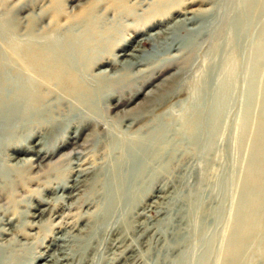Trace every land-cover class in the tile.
<instances>
[{"label":"rangeland","instance_id":"obj_1","mask_svg":"<svg viewBox=\"0 0 264 264\" xmlns=\"http://www.w3.org/2000/svg\"><path fill=\"white\" fill-rule=\"evenodd\" d=\"M0 39L10 59L0 65V103L25 110L0 124L5 264L226 263L257 160L264 0H0ZM50 68L58 74L48 77ZM220 95L223 114L214 113ZM141 148L146 167L134 174L129 156ZM78 161L87 174L63 190ZM241 264H264V219Z\"/></svg>","mask_w":264,"mask_h":264},{"label":"bare ground","instance_id":"obj_2","mask_svg":"<svg viewBox=\"0 0 264 264\" xmlns=\"http://www.w3.org/2000/svg\"><path fill=\"white\" fill-rule=\"evenodd\" d=\"M251 5V4H250ZM250 10V9H249ZM94 18V17H93ZM92 18V19H93ZM3 24V23H2ZM78 24V23H77ZM200 24V23H199ZM6 25V24H5ZM3 26V25H2ZM7 26V25H6ZM77 26V25H76ZM75 26V27H76ZM206 26V25H205ZM79 26H77L76 27V30H77V28H78ZM81 27V26H80ZM2 29V28H1ZM4 29V28H3ZM5 30H6V28H5ZM8 30V29H7ZM6 30V31H7ZM78 30H81V29H78ZM77 30V33L79 32ZM66 31V30H65ZM33 32V31H32ZM73 32V31H72ZM81 32V31H80ZM1 33L3 34V33H5V31L4 32H2V30H1ZM52 33V32H51ZM54 33H55V31H54ZM74 33V32H73ZM100 33V32H99ZM263 33V32H262ZM1 34V35H2ZM29 34H30V32H29ZM33 34V33H32ZM55 35V34H54ZM77 35H79V34H77ZM32 36V37H31ZM31 36H29V38L31 39V38H33V35H31ZM42 37V36H41ZM51 37V36H50ZM49 37V38H50ZM53 37H55V36H53L52 35V38ZM2 38H3V36H2ZM1 38V39H2ZM15 38V37H14ZM17 38V37H16ZM34 38H36V37H34ZM39 38V37H38ZM47 38H48V36H47ZM46 38V39H47ZM48 38V39H49ZM57 38V37H56ZM81 38V37H80ZM91 38V37H90ZM0 39V40H1ZM37 39V38H36ZM36 39H34V40H36ZM78 38H76V40H77ZM38 40V39H37ZM43 40V39H42ZM52 41V39L50 38L48 41L49 42H51ZM60 40V39H59ZM62 40V39H61ZM60 40V41H61ZM82 40V39H81ZM3 41V40H2ZM17 41V40H16ZM54 41V40H53ZM72 41V40H71ZM18 42V41H17ZM23 42V41H22ZM21 42V43H22ZM25 42V41H24ZM27 42V41H26ZM26 42L25 43H23V44H26ZM29 42V41H28ZM30 42H32L31 40H30ZM29 42V44H32V43H30ZM59 42V41H58ZM0 43H2V42H0ZM14 43H15V41H14ZM35 43V42H34ZM37 43V42H36ZM57 43V42H56ZM60 43V42H59ZM75 43V42H74ZM77 43V42H76ZM22 44V45H23ZM52 44V43H51ZM263 44V43H262ZM0 45H2V47H3V44H0ZM4 45H5V43H4ZM35 45V44H34ZM33 45V48L35 47ZM42 45V44H41ZM53 45V44H52ZM56 45V44H55ZM71 45V44H70ZM76 45H78V43L76 44ZM16 46H17V44H15V49H17L16 48ZM72 46H73V44H72ZM81 46V45H80ZM7 47V46H6ZM12 47H13V49H14V45L13 46H11V49H10V51H12ZM28 47H29V45H28ZM30 47H31V45H30ZM54 47V45L52 46V48L50 47L49 49H52L53 50V53L54 54H57L56 53V50L53 48ZM56 48H59V47H57V46H55ZM67 47H68V45H67ZM25 48V47H24ZM32 48V47H31ZM31 48H30V50H31ZM60 48H62V47H60ZM74 48H75V46H74ZM260 48V47H259ZM258 48V49H259ZM7 49H8V47H7ZM38 49V48H37ZM45 49V48H44ZM48 49V50H49ZM63 49V48H62ZM65 49V48H64ZM67 49H69V48H66V50ZM71 50H73V48H70ZM81 49V48H80ZM2 50V48L0 49V51ZM21 50V51H20ZM23 50H25V49H23ZM39 50V49H38ZM37 50V51H38ZM55 50V51H54ZM17 51H20V52H22V49L20 48V46H18V50ZM16 51V52H17ZM27 51V50H26ZM34 51V50H33ZM44 51V50H43ZM58 51V50H57ZM64 51V50H63ZM68 51V50H67ZM74 51V50H73ZM81 51V50H80ZM2 52H4V51H2ZM1 52V53H2ZM15 52V51H14ZM28 52H31V51H29L28 50ZM42 52V51H41ZM48 52V51H47ZM69 53H71L70 52V50L68 51ZM19 52H17V54H18ZM23 53V52H22ZM21 53V54H22ZM25 53H27V52H25ZM32 53V52H31ZM37 53V52H36ZM49 53L51 54V51H49ZM59 53H60V50H59ZM64 53V52H63ZM62 53V54H63ZM261 53V52H260ZM13 54V53H12ZM24 54V53H23ZM33 54H35V53H33ZM32 54V55H33ZM43 54V53H42ZM64 54H66V52L64 53ZM134 53H132V55H133ZM257 54V53H256ZM255 54V55H256ZM6 55V54H5ZM4 55V56H5ZM25 55V54H24ZM31 55V54H30ZM67 55V54H66ZM81 55V54H80ZM131 55V56H132ZM261 54H259V56H260ZM3 56V55H2ZM7 56V55H6ZM21 56V55H20ZM37 56V55H36ZM39 57H40V55H38ZM62 56V55H61ZM0 57H1V55H0ZM24 57H27V54L24 56ZM24 57H23V59H24ZM30 57V56H29ZM29 57H27V58H29ZM32 57V56H31ZM41 57H42V55H41ZM67 57H69V55L67 56ZM124 57H125V55H124ZM133 57H135V55L133 56ZM8 58V57H7ZM6 58V59H7ZM13 58V57H12ZM15 58V57H14ZM33 58V57H32ZM32 58H29V62L31 63V61L33 60ZM45 58H47L45 55H44V59ZM49 58V57H48ZM72 58V55H70V58L69 59H71ZM137 58V57H136ZM5 59V60H6ZM32 59V60H31ZM50 59V58H49ZM49 59H47V60H49ZM55 59H57L56 57H55ZM73 59V58H72ZM78 59V58H77ZM135 59V58H134ZM255 59V58H254ZM261 58H259L258 59V57H257V59H255L256 60V64L258 63V60H260ZM1 60H2V57H1ZM5 60H2V61H0V63L1 62H3V64H4V62H5ZM8 60L10 61V59L8 58L7 59V62H6V65H7V63H8ZM16 60V59H15ZM31 60V61H30ZM137 60V59H136ZM37 60L35 59V61L34 62H36ZM40 61V60H39ZM58 61V60H57ZM74 61V60H73ZM78 61V60H77ZM254 61V60H253ZM13 62V61H12ZM19 62V61H18ZM17 62V63H18ZM24 62H26V66H27V62H28V60L26 61V59L24 60ZM34 62H32L33 63V66L35 67V65H36V63H34ZM38 62V61H37ZM42 62H44V61H41V63ZM48 62H50V61H48ZM54 62H56V61H54ZM59 62V61H58ZM140 62V61H139ZM40 63V64H41ZM46 63V62H45ZM51 63V62H50ZM73 63V62H72ZM101 63V62H100ZM135 63H136V61H135ZM8 64H10V63H8ZM15 64V63H14ZM24 64V63H23ZM22 64V65H23ZM29 64V63H28ZM35 64V65H34ZM40 64H38V66H39V68L42 66V65H40ZM44 64V63H43ZM57 64V63H56ZM55 64V65H56ZM0 65H2V63L0 64ZM16 65V64H15ZM31 65V64H30ZM45 65V64H44ZM47 65L49 66V64L47 63ZM51 66H52V63L50 64ZM58 65H59V63H58ZM57 65V67H59ZM137 65V64H136ZM5 65H3V67H4ZM11 67H12V65H10ZM14 66V65H13ZM25 66V65H24ZM54 66V65H53ZM129 66V65H128ZM133 66V65H132ZM259 66V65H258ZM8 67V66H7ZM16 67V66H15ZM31 67V66H30ZM43 67V66H42ZM47 67V66H46ZM56 67V66H55ZM48 69H49V67H47ZM1 69V68H0ZM4 69V68H3ZM28 69V68H27ZM41 69H43V68H41ZM45 69V68H44ZM44 69H43V71L42 72H44ZM48 69H46V70H48ZM57 69H59V68H57ZM257 69H258V67H257ZM6 70H8V69H6ZM6 70H2L3 72V74H4V71H6ZM20 70H23V69H20ZM56 70V69H55ZM69 70V69H68ZM101 70V69H100ZM250 70V69H249ZM9 71V70H8ZM7 71V73H9L10 74V71L8 72ZM16 71V70H15ZM24 71V70H23ZM29 71H30V68H29ZM50 71H51V68H50V70H49V76L48 77H50V76H52V75H55V74H58V73H55V74H52L51 73V75H50ZM251 71V70H250ZM253 71H254V69H253ZM260 71V70H259ZM19 72V71H18ZM25 72V71H24ZM24 72H23V74H24ZM52 72H54V71H52ZM55 72H58V71H55ZM81 72V71H80ZM1 73V74H2ZM25 73H28L27 71L25 72ZM41 73V72H40ZM46 73H48V71L46 72ZM2 74V75H3ZM16 74V73H15ZM33 74V73H32ZM2 75H1V79H2ZM22 75V74H21ZM25 75V74H24ZM31 75V74H30ZM29 75V76H30ZM254 75H258V74H254ZM11 76V78H13L12 77V75H10ZM41 76H42V74H41ZM45 76V79H46V81H47V74L46 75H44ZM108 76V75H107ZM249 76H250V74H249ZM251 77V76H250ZM253 77H256V76H253ZM261 77V76H260ZM15 78V80H16V76L14 77ZM29 78V80L31 79L30 77H28ZM55 78V77H54ZM53 78V79H54ZM60 78V77H59ZM51 79V78H50ZM57 79V78H56ZM72 79V78H71ZM88 79V78H87ZM246 79V78H245ZM257 79V78H256ZM33 80V79H32ZM0 81H2V80H0ZM38 81V80H37ZM94 81V80H93ZM96 81V80H95ZM251 81V79H248L247 81L245 80V83H248L249 84V82ZM5 82V84H7V81H4ZM10 82V81H9ZM12 82H13V80H12ZM15 82V81H14ZM19 82V81H18ZM17 81L15 82L16 84L18 83ZM28 82H30V81H28ZM32 82H34V80L32 81ZM42 82V81H41ZM254 82V81H253ZM1 83V82H0ZM11 83V82H10ZM37 83V82H36ZM2 84H3V82H2ZM30 84V83H29ZM70 84V83H69ZM22 84H20V82H19V86H21ZM32 85V84H31ZM34 85H36V84H34ZM76 85V84H75ZM86 85V84H85ZM2 86V85H1ZM11 87L13 86V85H10ZM221 86V85H220ZM14 87V86H13ZM25 87V86H24ZM27 87V86H26ZM73 87V86H72ZM223 87V86H222ZM252 87V86H251ZM0 88H3V87H0ZM15 88V87H14ZM32 88H33V85H32ZM31 88V89H32ZM76 88V87H75ZM258 88V87H257ZM12 89V88H11ZM10 89V90H11ZM27 90H28V88H26ZM31 89H29V90H31ZM227 89V88H226ZM3 90V89H2ZM22 90H25V88L23 89L22 88ZM28 90V91H29ZM72 90V89H71ZM260 90V89H259ZM16 91H17V89H16ZM73 91V90H72ZM99 91V90H98ZM24 92V91H23ZM27 92V91H26ZM31 92V91H30ZM221 92V91H220ZM223 92H226V90L225 89H223ZM1 93H4V91L3 92H1ZM6 93V92H5ZM15 93V92H14ZM32 93V92H31ZM58 93V92H57ZM218 93V92H217ZM27 94H29V93H27ZM81 94V93H80ZM87 94V93H86ZM219 94V93H218ZM261 94V93H260ZM23 95V94H22ZM30 95V94H29ZM54 95V94H53ZM95 95V94H94ZM225 96H227V93H225L224 94ZM224 95H222V96H224ZM261 95H264V92L261 94ZM260 95V96H261ZM20 96H21V94L18 92V93H15L14 94V98H15V100L16 99H20ZM83 96V95H82ZM211 96V95H210ZM209 96V97H210ZM221 95L220 96H217V98H215V111H214V113L217 111L216 109H218L219 110V112H221L222 114H223V109H222V101H223V98L224 97H222ZM0 97H1V95H0ZM3 98H5V97H3ZM7 98V97H6ZM5 98V99H6ZM10 98V97H9ZM57 98V97H56ZM199 98V97H198ZM205 98V97H204ZM1 99V98H0ZM67 99H69V98H67ZM250 99H252V97H250L249 98V100L248 101H250ZM45 100V99H44ZM50 100V99H49ZM79 100H80V98H79ZM201 100V99H200ZM226 100V99H225ZM245 100V99H244ZM208 101V100H207ZM226 101H228V100H226ZM47 102V101H46ZM225 102V101H224ZM223 102V103H224ZM228 102H230V101H228ZM259 102V101H258ZM54 103H55V101H54ZM209 103V102H208ZM247 103V102H246ZM256 103V102H255ZM8 105L6 106V105H4L3 107H4V109H3V107H2V104L0 103V111H2V112H4L3 114H2V112L0 113V124H1V122H3V127L4 128H6V126L7 125H10L11 126V120H12V122H13V119H12V117L10 116V114H17V113H20V110L22 109V108H20L21 106L19 105V101L17 102V100L16 101H14V100H12L11 102H9V103H7ZM25 104V103H24ZM23 104V105H24ZM29 104V103H28ZM51 104V103H50ZM85 104V103H84ZM247 104H249V103H247ZM254 104V103H253ZM34 105V104H33ZM74 105V104H73ZM212 105H213V103L211 104V107H212ZM246 105V104H245ZM249 105H251V104H249ZM258 105V104H257ZM25 106V105H24ZM226 106V105H225ZM23 107V106H22ZM61 107V106H60ZM191 107V106H190ZM218 107V108H217ZM247 106H245V108H246ZM250 107V106H249ZM20 108V109H19ZM92 108V107H91ZM90 108V109H91ZM108 108V107H107ZM204 108V107H203ZM248 108V107H247ZM43 109V108H42ZM49 109V108H48ZM82 109H84V108H82ZM195 109V108H194ZM225 109V108H224ZM4 110V111H3ZM23 110L24 109H22L21 111L23 112ZM52 110V109H51ZM49 111V110H48ZM24 112H25V110H24ZM27 112V111H26ZM51 112V111H50ZM49 112V113H50ZM75 112V111H74ZM77 112V111H76ZM33 113V112H32ZM35 113V112H34ZM72 113V112H71ZM185 113H187V112H185ZM191 113V112H190ZM20 114H22V113H20ZM76 114V113H75ZM23 115H24V113H23ZM49 116V115H48ZM93 116V115H92ZM262 116H263V118H262V121H261V124H260V126H259V129H258V137H257V143H256V145H254V148H253V154L256 156V158H257V160H255V163H252V166H251V168L250 169H261L260 171H264V109H263V111H262ZM37 117V116H36ZM83 117V116H82ZM88 117V116H87ZM203 117H204V115H203ZM224 117V116H223ZM86 118V117H85ZM172 118V117H171ZM178 118V117H177ZM205 118V117H204ZM203 118V119H204ZM20 118L18 117L17 119H15V117H14V121H15V126H16V120L18 121V123L21 125V123H20V120H19ZM45 119V118H44ZM49 119H51V118H49ZM120 119V118H119ZM127 119V118H126ZM29 120V119H28ZM37 120V119H36ZM54 120V119H53ZM250 121V120H249ZM119 122V121H118ZM28 123V122H27ZM30 123V122H29ZM28 123V124H29ZM19 124H17L18 126H19ZM54 124V123H53ZM30 125V124H29ZM95 125V124H94ZM197 127H193L192 129H194V134H192L193 135V138H196L197 136H200L202 133H200V131L202 130V128H198V125H199V123L198 122H196V124H195ZM14 126V127H15ZM17 126V127H18ZM23 126V125H22ZM65 126H67V125H65ZM191 126V125H190ZM202 126H204V125H202ZM243 126V125H242ZM3 127H1L2 129H3ZM9 127V126H8ZM13 126H12V128H14ZM200 127V126H199ZM216 127V126H215ZM0 128V132H1V134H3V133H6V131H3L2 129ZM16 129V128H15ZM6 130H9V129H6ZM50 130V129H49ZM240 131V130H239ZM160 132V131H159ZM158 132V133H159ZM208 133H209V136L210 137H212L213 136V134H214V129L213 130H209L208 131ZM9 134V133H8ZM90 134V133H89ZM171 134V133H170ZM5 135V134H4ZM25 135V134H24ZM23 135V136H24ZM88 135V134H87ZM174 135V134H173ZM176 135V134H175ZM12 136V135H11ZM10 136V137H11ZM18 136V135H17ZM60 136V135H59ZM125 136V135H124ZM189 136V135H188ZM210 137H209V139H210ZM2 138H4V137H2ZM30 138V137H29ZM28 138V139H29ZM1 139V138H0ZM26 139V138H25ZM51 140V139H50ZM98 140V139H97ZM200 140V139H199ZM41 141V140H40ZM7 142V141H6ZM5 142V143H6ZM27 142V141H26ZM28 142H29V140H28ZM149 142V141H148ZM198 142V141H197ZM3 143V142H2ZM1 143V145L3 146V144ZM210 143V142H209ZM13 144V143H12ZM11 144V145H12ZM146 144V143H145ZM1 145H0V147H1ZM140 145H142V144H140ZM149 145V144H148ZM200 145V144H199ZM25 146V145H24ZM9 147V146H8ZM43 147V146H42ZM137 147V146H136ZM145 147V146H144ZM196 147H198V146H196ZM48 149V148H47ZM4 150V149H3ZM44 150V149H43ZM95 150V149H94ZM134 150V149H133ZM137 150V149H136ZM205 150H207V149H205ZM37 151V150H36ZM92 151V150H91ZM83 152V151H82ZM141 152H144L143 150H142V148H141V150L139 149V151H138V153L136 154L134 151L131 153V155L129 156V158L131 159V161H132V167H131V171L135 174V172L136 171H138L139 169H142L143 167H146V163L145 162H140L141 160L139 159L140 158V156L142 155V153ZM183 154V153H182ZM36 156V155H35ZM37 159L39 158V159H41V155L40 154H37ZM57 158V157H56ZM17 159V158H16ZM76 161V160H75ZM33 162V161H32ZM252 162V161H251ZM57 163V162H56ZM40 164V163H39ZM1 165V164H0ZM37 165V164H36ZM41 165V164H40ZM68 165V164H67ZM74 165H76V167L74 168V169H72L73 170V172H75V174H77V179L76 180H74L73 182H75V184L72 186V187H69V186H66V188H64V187H62V189L63 190H67V189H73V190H75V189H77V182L79 181V179L80 178H82L83 176H85L87 173H86V170L87 169H83V167H84V162L83 163H81V161H78L77 163L75 162L74 163ZM34 166V165H33ZM42 166V165H41ZM52 167H55V166H53L52 165ZM168 167V166H167ZM36 168V167H35ZM39 168V167H38ZM37 168V169H38ZM75 169H77L76 171H75ZM166 169V168H165ZM164 170V169H163ZM254 170H253V172H251L250 173V175H249V173H248V176L246 177V179L244 180V182H243V187H242V190H241V198H242V201H243V203L241 204V206H240V209H239V213H238V215L236 216V220H235V222H234V227H233V231H232V234H231V238H230V244H229V246H228V249H227V251H226V254H225V257H226V263L225 264H241V258H242V256H243V254H244V252H246V250H247V248H248V245H249V242L251 241V240H253L255 237H256V234L258 233V231L261 229V226H262V220L264 219V215H262V213H261V210H263V205H264V200H260V198H258V196L259 195H261V194H263L264 195V178H262V179H260V178H258L259 176H256L255 174H254ZM256 170H255V172H256ZM0 173H1V170H0ZM10 173V172H9ZM202 177V176H201ZM200 177V178H201ZM260 177H262V176H260ZM264 177V176H263ZM1 179H2V176H1ZM231 180V179H230ZM16 181V180H15ZM26 182V181H25ZM201 182V181H200ZM204 182H205V177H204ZM8 183V182H7ZM47 183V182H46ZM176 185V184H175ZM200 185V184H199ZM201 186V185H200ZM175 187V186H174ZM59 189V188H58ZM112 191V190H111ZM11 195V194H10ZM69 195V194H68ZM6 196V195H5ZM262 196V195H261ZM258 198V199H257ZM264 198V197H263ZM201 199V198H200ZM119 202V201H118ZM117 202V203H118ZM120 204V203H119ZM87 207V206H86ZM91 210V209H90ZM122 210V209H121ZM43 211H41V212H38V213H42ZM4 213V212H3ZM12 215V214H11ZM41 215V214H40ZM40 215H35L34 214V216L33 217H39ZM2 216H3V214H2ZM54 217V216H53ZM195 217V216H194ZM199 217V216H198ZM199 221V220H198ZM8 224H11L10 222L8 223ZM33 226H35V225H33ZM2 230H4L5 232H7L5 229H2ZM9 230V229H8ZM72 236V235H71ZM60 240H62V238H56L55 239V242L56 241H60ZM184 240V239H183ZM179 242H181V241H179ZM185 243V242H184ZM202 243V242H201ZM3 244V243H2ZM176 245V244H175ZM1 247V246H0ZM3 247V246H2ZM58 256V255H57ZM42 257V256H41ZM59 257V256H58ZM65 257V256H64ZM62 258V259H59V261H64V260H66L65 258ZM182 257V256H181ZM185 260V259H184ZM184 263V262H183ZM183 263H180V264H183ZM0 264H5V262H4V260L2 259V257H1V255H0ZM178 264V263H177Z\"/></svg>","mask_w":264,"mask_h":264}]
</instances>
